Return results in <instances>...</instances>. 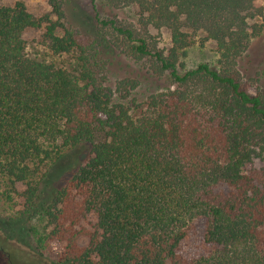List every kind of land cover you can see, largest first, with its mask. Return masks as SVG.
<instances>
[{"label":"trees","instance_id":"1","mask_svg":"<svg viewBox=\"0 0 264 264\" xmlns=\"http://www.w3.org/2000/svg\"><path fill=\"white\" fill-rule=\"evenodd\" d=\"M47 3L0 5V227L55 264H264V0ZM207 42L218 68L184 70Z\"/></svg>","mask_w":264,"mask_h":264},{"label":"rangeland","instance_id":"2","mask_svg":"<svg viewBox=\"0 0 264 264\" xmlns=\"http://www.w3.org/2000/svg\"><path fill=\"white\" fill-rule=\"evenodd\" d=\"M22 2L26 8V11L35 19L48 17L54 20V16L51 14V9L48 6L47 0H0V5L11 6L15 2ZM260 6V5H257ZM64 11L67 19L76 26L79 22L81 25L85 22L84 16L89 13L90 7L88 0H65ZM118 17L122 20L130 21L133 16L132 12L128 10H122L118 12ZM154 31V36L159 37V47L166 48L168 45V38L166 33L162 32L157 35ZM43 27L39 29L27 30L23 34V40L25 43V53L30 58H46L45 46L43 44ZM251 56L258 59L264 57V34L256 39L253 43V49ZM184 70L194 69L197 65L205 64L213 69H217V55L214 51L212 43L207 42L203 45L194 44L190 46L186 51L184 58ZM246 73V77H247ZM242 76L241 82L250 94H254L257 88L250 79ZM264 80V78H263ZM163 84H167L165 81ZM261 85H264L262 83ZM1 193V192H0ZM20 210L18 201L10 203L0 195V218L13 217ZM48 251L36 249L35 240L31 239L30 242L23 241L18 235L11 236L5 233L4 229L0 227V264H55L52 262L55 254L58 253V249L55 245L51 244Z\"/></svg>","mask_w":264,"mask_h":264}]
</instances>
